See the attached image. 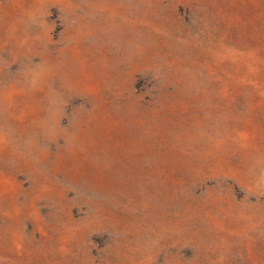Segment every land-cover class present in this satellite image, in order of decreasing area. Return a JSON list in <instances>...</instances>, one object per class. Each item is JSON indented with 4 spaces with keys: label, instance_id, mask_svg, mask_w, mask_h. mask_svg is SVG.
<instances>
[{
    "label": "rangeland",
    "instance_id": "rangeland-1",
    "mask_svg": "<svg viewBox=\"0 0 264 264\" xmlns=\"http://www.w3.org/2000/svg\"><path fill=\"white\" fill-rule=\"evenodd\" d=\"M0 264H264V0H0Z\"/></svg>",
    "mask_w": 264,
    "mask_h": 264
}]
</instances>
